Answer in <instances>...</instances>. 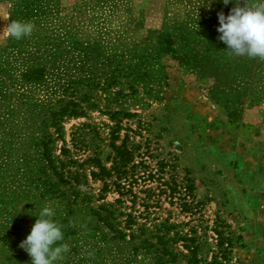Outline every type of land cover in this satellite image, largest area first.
Here are the masks:
<instances>
[{"label": "trees", "instance_id": "16d2710c", "mask_svg": "<svg viewBox=\"0 0 264 264\" xmlns=\"http://www.w3.org/2000/svg\"><path fill=\"white\" fill-rule=\"evenodd\" d=\"M0 1L8 6V22L34 24L30 36L16 40L8 35L0 46L1 264H31L19 244L46 202H56L54 218L64 236L59 243L70 247L56 264L197 263L193 231L181 233L167 218L149 216L161 194L183 210L191 212L193 205L173 177L163 179L162 165L147 171L142 159L133 161L124 141L115 145L113 140L121 119L133 114L121 103L139 88L155 96L165 85L163 56L193 74L229 121H239L244 107L264 104V60L230 54L217 38V13L227 16L234 2L174 0L184 7L181 18L128 43L122 37L128 23L113 25L116 0H81L66 14L59 0ZM100 105L114 122L109 167L95 151L78 157L80 134H70V148L61 125L65 117L84 116ZM85 165L92 168L90 178L101 181L102 191L115 190L114 202L91 205L92 193L81 189L87 181ZM146 177L157 178V192L144 187L139 197L133 187ZM186 188L190 191L189 184ZM212 231L218 249L203 264H221L218 259L229 252V236L216 225ZM177 240L188 255L176 250Z\"/></svg>", "mask_w": 264, "mask_h": 264}, {"label": "rangeland", "instance_id": "374dc122", "mask_svg": "<svg viewBox=\"0 0 264 264\" xmlns=\"http://www.w3.org/2000/svg\"><path fill=\"white\" fill-rule=\"evenodd\" d=\"M79 1L59 0L64 14L70 13ZM116 1L119 5L113 25L128 23L122 32L128 43L142 41L151 30L184 13L183 5L174 0ZM7 9V4L0 1V46L8 36ZM161 63L165 85L155 96L139 88L138 93L121 103L133 114L121 119L113 140L115 145L124 141L134 153L133 161L142 159L147 171L154 172L162 165L163 179L173 177L184 194L181 195L193 205L191 212L183 210L176 200L171 202L161 194L149 208L150 218H167L181 233L194 232L191 238L197 244L199 259L194 264L210 261L218 249L212 231L215 225L229 236V252L225 259H218L221 264H264V104L244 107L239 121H229L193 74L185 72L169 56H163ZM101 110L102 105L85 110L84 116L65 117L61 125L70 148V134H80L78 157L84 159L95 151L101 163L109 167V127L114 122ZM85 166L87 181L81 189L92 193L91 205L114 202L119 197L115 190L111 187L102 191L101 181L91 179L88 171L92 168ZM157 184V178L146 177L133 187V192L142 197L139 189L150 187L156 193ZM135 206L141 209L136 203ZM174 246L188 255L181 240ZM178 263L186 264V259Z\"/></svg>", "mask_w": 264, "mask_h": 264}, {"label": "clouds", "instance_id": "9594fccd", "mask_svg": "<svg viewBox=\"0 0 264 264\" xmlns=\"http://www.w3.org/2000/svg\"><path fill=\"white\" fill-rule=\"evenodd\" d=\"M234 2L227 16L217 13V38L230 54L264 60V0H222L224 5ZM10 37L19 40L32 34L34 24L9 20L6 25ZM56 202H46L40 210L30 233L19 247L31 258V264H56L70 251L64 240L62 226L55 220Z\"/></svg>", "mask_w": 264, "mask_h": 264}]
</instances>
